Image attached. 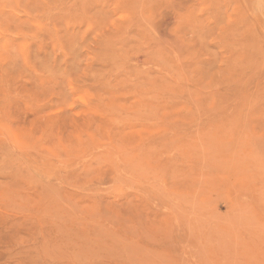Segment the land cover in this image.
Returning <instances> with one entry per match:
<instances>
[{
    "label": "rangeland",
    "instance_id": "374dc122",
    "mask_svg": "<svg viewBox=\"0 0 264 264\" xmlns=\"http://www.w3.org/2000/svg\"><path fill=\"white\" fill-rule=\"evenodd\" d=\"M0 264H264V0H0Z\"/></svg>",
    "mask_w": 264,
    "mask_h": 264
}]
</instances>
